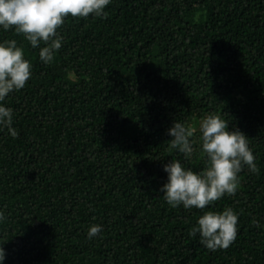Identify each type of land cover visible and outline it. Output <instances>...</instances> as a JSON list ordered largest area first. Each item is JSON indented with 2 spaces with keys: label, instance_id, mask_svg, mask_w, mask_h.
I'll list each match as a JSON object with an SVG mask.
<instances>
[{
  "label": "trees",
  "instance_id": "1",
  "mask_svg": "<svg viewBox=\"0 0 264 264\" xmlns=\"http://www.w3.org/2000/svg\"><path fill=\"white\" fill-rule=\"evenodd\" d=\"M106 18H65L49 64L32 62L4 103L18 135L0 131L4 264H264V0H111ZM216 112L249 137L235 195L204 210L159 191L172 157L167 129ZM159 158V159H158ZM240 213L236 240L215 252L189 229L208 208ZM103 225L89 240L87 228Z\"/></svg>",
  "mask_w": 264,
  "mask_h": 264
},
{
  "label": "clouds",
  "instance_id": "2",
  "mask_svg": "<svg viewBox=\"0 0 264 264\" xmlns=\"http://www.w3.org/2000/svg\"><path fill=\"white\" fill-rule=\"evenodd\" d=\"M111 0H0V30L22 35L33 49L39 48V60L53 61L62 47L59 31L65 18H106V7ZM32 62L25 58V48L16 39L0 40V131L12 137L19 133L13 126L14 109L4 101L13 92L23 89L32 76ZM169 151L177 150L185 160L193 156L203 167L193 170L180 159L172 157L162 164L167 174L159 191L172 208L182 206L204 210L225 195H235L240 187L239 173L247 167L259 173L256 156L249 146V137L238 127L229 128V122L219 113L204 114L195 123L174 120L166 130ZM159 159V158H158ZM240 213L231 206L222 210L208 208L189 229V235L199 236V243L215 252L227 249L237 238ZM7 219L0 209V223ZM252 223L264 228V223L253 218ZM103 225L93 223L87 228L89 240L102 234ZM0 244V264L6 259V249Z\"/></svg>",
  "mask_w": 264,
  "mask_h": 264
}]
</instances>
